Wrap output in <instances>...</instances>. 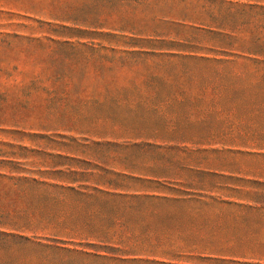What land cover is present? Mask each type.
I'll list each match as a JSON object with an SVG mask.
<instances>
[{
	"label": "rangeland",
	"instance_id": "374dc122",
	"mask_svg": "<svg viewBox=\"0 0 264 264\" xmlns=\"http://www.w3.org/2000/svg\"><path fill=\"white\" fill-rule=\"evenodd\" d=\"M0 264H264V0H0Z\"/></svg>",
	"mask_w": 264,
	"mask_h": 264
}]
</instances>
